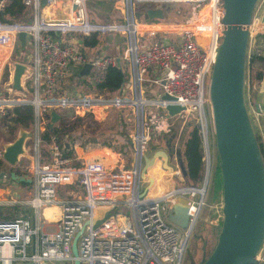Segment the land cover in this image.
Listing matches in <instances>:
<instances>
[{
  "label": "built area",
  "instance_id": "2783aa9c",
  "mask_svg": "<svg viewBox=\"0 0 264 264\" xmlns=\"http://www.w3.org/2000/svg\"><path fill=\"white\" fill-rule=\"evenodd\" d=\"M40 1L20 0L26 8L22 18L0 19V117L15 107L32 109V121L24 129L30 131L24 155L14 165L19 169L16 173L30 179L29 191L26 198H20L10 189L0 201V205L19 207L11 218H0V264L72 263L73 240L79 264H181L204 205L210 166L208 141L213 129L207 85L223 29L221 0H109L119 5L123 20L102 22L90 20L87 9L88 1L100 0H44L43 6ZM5 2L0 0V14ZM62 3L67 6L66 16L44 14ZM159 4H186L188 16L181 21L162 20L172 27L157 28L159 24L152 22L158 19L146 20L145 11L157 9ZM138 6H145L140 22L135 20ZM255 8L247 28V56L252 54L255 35L264 32V15H257ZM161 12L163 19L167 12ZM20 32L24 33L23 50L17 40ZM161 32L168 37L159 36ZM94 33L123 35L121 56L83 53L82 37ZM25 50L26 55H20ZM119 61L130 68L120 93L103 95L73 85L68 89L69 79L84 64L89 68L81 77L95 84ZM11 62L30 69L22 84L28 96L10 94L6 88ZM162 94L170 99H162ZM167 105L183 110L170 116ZM126 108L134 116L129 154L125 148L121 152L111 149L113 158H86L78 151L89 144L82 146L79 137L69 141L64 133L61 144L53 134L43 137L51 110L69 112L73 118L99 119L109 110ZM189 114L200 132L205 183H174L159 195L147 196V188L140 191L139 174L148 143L170 131L171 119L184 123ZM252 116L263 143L264 111L256 104ZM65 142L69 155L63 154ZM0 160L8 164L1 147ZM175 168L172 166L173 176H178ZM176 198L188 203L184 229L167 220ZM44 209H54L57 217L46 219ZM218 218L215 216L216 221ZM255 259L264 264V236Z\"/></svg>",
  "mask_w": 264,
  "mask_h": 264
},
{
  "label": "water",
  "instance_id": "95a60500",
  "mask_svg": "<svg viewBox=\"0 0 264 264\" xmlns=\"http://www.w3.org/2000/svg\"><path fill=\"white\" fill-rule=\"evenodd\" d=\"M258 0H221L223 24L220 43L212 64L208 85L207 100L210 107L214 148L221 176V220L217 228L215 243L199 264H263L255 259L264 236V160L256 140L244 97L248 26ZM44 5V0L40 1ZM72 5V9H75ZM146 20L161 19L160 9H147ZM19 48L24 49V33L17 34ZM9 78L6 88L10 94L28 96L22 86L30 69L16 62L7 65ZM89 64H84L76 73L85 76ZM162 99H170L166 94ZM183 110L178 105H167L170 116ZM58 113L48 112L47 128L56 126ZM30 131L19 130L17 137L1 146L2 158L10 166L20 163L24 155L23 145ZM159 155V156H157ZM156 157L163 159L165 169L170 155L164 150H156L151 157L144 156V169ZM142 170V172H143ZM0 171V180L4 177ZM205 166L202 184L205 183ZM16 184L29 187L30 179L14 171L8 173ZM141 177L152 182L150 177ZM17 189L16 191H18ZM18 196V194L16 193ZM187 205L182 198H176L169 208L167 220L177 228L184 229L187 223ZM74 257L72 264H79L75 240L71 246ZM29 264V263H25ZM48 264V263H42Z\"/></svg>",
  "mask_w": 264,
  "mask_h": 264
},
{
  "label": "rangeland",
  "instance_id": "374dc122",
  "mask_svg": "<svg viewBox=\"0 0 264 264\" xmlns=\"http://www.w3.org/2000/svg\"><path fill=\"white\" fill-rule=\"evenodd\" d=\"M258 3V2H257ZM256 3V4H257ZM187 5L183 4V5H173L171 8H179V12H181L183 10V8H185L187 10ZM145 6H138L136 7V11H135V20L137 21H141L142 20V10ZM157 9L162 10L163 12L166 10L167 14H168V18L169 20H165L163 19H158L156 21H153L152 23L155 24H164V22H162V20L165 21H175L174 19H172L171 15L176 14V11H171L172 9H165L166 5L163 4H159L155 6ZM256 7V5H255ZM254 7V8H255ZM87 9H88V14L89 17L91 19H93V21L97 20V21H122L123 20V15L121 12V9L119 7V5L117 3L111 2V1H88L87 2ZM46 11V10H45ZM49 11H46V13H48ZM188 12V11H187ZM49 16L54 15V11H50ZM166 14V15H167ZM19 19L22 18L21 16L18 17ZM16 18V19H18ZM179 21H181L182 19H178ZM166 25V24H165ZM152 27H156V26H152ZM158 28H162L164 29L163 26H157ZM159 36H167V34L165 33H160ZM108 46V52L110 54H115V55H120L122 54L124 48H125V42L124 40L121 41L119 35H114L112 36V41H108L106 39H103L102 41H100L99 45H97L96 47H94V51H96L97 49H99L98 51H103L104 47ZM106 51V52H107ZM26 50L22 51L20 55H26ZM248 54V53H247ZM247 54H246V67L247 70L250 71V66L248 63V59H247ZM123 69H124V73L126 74L127 77H129L130 75V68L129 66L123 65ZM250 89V84L248 82V86H247V82L245 80V85H244V97H245V104L247 107V111L249 114L250 119L253 118L252 116V111H253V104H252V94L253 92L249 91ZM83 90L85 91H90V92H97L100 94H107L104 91H92L90 89H86L84 88ZM107 95H116L115 93H109ZM208 110L210 112V107L208 104ZM121 113V114H120ZM119 115L124 116V115H132L127 117L130 120L126 121L128 124L125 125L124 127L121 126L122 123L120 124L119 122H117V119L119 117ZM59 116L61 117V123H59V126L61 125H65L66 127V131L64 132L67 135V139L73 140L75 137H79L82 141H83V145L85 144H89L86 148L83 149V151L86 152V150L88 151L90 148L95 149L96 147H102L100 145V142L102 141V139L104 137H106L107 135L112 136L113 138L115 137H119L120 134H118L120 131V133H124V134H129L130 138L131 135L134 132V116L133 114H131V112L129 111L128 108L124 109V110H109L107 111V113L105 115H103V117L99 118V119H93L91 117H83V118H73L71 113L69 112H61V114H59ZM189 119H193V115L189 114L187 115V118L184 121H188ZM182 121L178 126L177 129V133L175 134V136L173 138H171V140L169 141V151L170 153H172L174 155V158L176 156V153H178L179 151V140L181 139L182 135H183V128H182ZM182 128V129H181ZM24 130L25 128H14L12 135L9 134L10 129L8 128V126L6 127L5 125H3V122H0V147L3 146L4 144H7L9 142H11L13 139H15V137H17L18 135V131L19 130ZM9 131V132H8ZM86 138L89 139H96L97 141L94 142H87ZM119 141H126V138H121L118 139ZM152 142L149 144V146L147 147V155L148 157H150L152 155V148L154 146V148L156 147L155 143L157 142V137L155 139V141L152 139ZM209 145H210V166H209V170H208V176H207V183H206V189H205V195H204V205L201 209V213L199 216L198 221L196 222V224L194 225V228L192 230L191 235L189 236V239L187 241V245H186V249L184 251V255H183V259H182V263L181 264H199L201 262V254H200V247H201V243L205 242L206 243V250H205V255H207L210 250L212 249L214 243H215V238L217 235V228L220 224V220L218 218V215L220 213L219 208L221 207V176H220V172H219V168H218V160H217V156H216V152H215V148H214V138H213V134L210 135L209 137ZM96 145V146H95ZM167 152V151H166ZM168 153V152H167ZM159 156V155H157ZM126 157L127 154H126ZM147 157V156H146ZM162 158L160 157H156L155 158V162L153 165L148 166L146 169L143 170L142 172V167L140 169V174H139V186H140V191H143L145 188H147L146 191V195L147 196H156L161 194L163 191H165L167 189V185L164 181H170L173 182L171 184V186L174 185V183H178V184H182V180H183V176L181 175V170H180V165L178 164L177 160L174 163H169L167 162L166 165L170 167V170L167 171V169H165V164L163 167H160V163L162 162ZM157 164V165H156ZM172 166H175L178 171H179V175L178 176H173V170H172ZM2 171L5 173L4 177L2 180H0V201H2L6 194L9 192L10 189L12 190H17L18 191L15 192V194L19 193L20 198H26L28 195V191L27 188H25L24 185L21 184H16L14 182H12L9 177H8V173L10 171H17L19 172V169L17 170L14 166H10L8 164H2ZM155 170V171H154ZM141 173H143L144 176L146 177H152V184L149 185V182L147 179L142 178L141 177ZM18 195V196H19ZM17 211H19V207L18 206H6V205H0V217H2V215H16ZM120 211V210H119ZM215 216L218 218L217 221L215 219ZM204 255V256H205ZM53 264H72L71 262L67 261V262H63V261H53ZM84 264V263H81Z\"/></svg>",
  "mask_w": 264,
  "mask_h": 264
},
{
  "label": "trees",
  "instance_id": "16d2710c",
  "mask_svg": "<svg viewBox=\"0 0 264 264\" xmlns=\"http://www.w3.org/2000/svg\"><path fill=\"white\" fill-rule=\"evenodd\" d=\"M104 1V0H100ZM109 1V0H107ZM112 2V1H111ZM173 6V5H172ZM166 7V9H172L171 11H179V8H171ZM26 13V8L23 6V4L20 2V0H6L3 11L0 14V19L5 20V19H15L18 18L19 16L22 17L23 14ZM176 14L171 15L172 19L175 21H179L178 19H186L188 16V12L185 8L181 12H175ZM90 18V17H89ZM168 18V14H164V19ZM90 20L93 21V19L90 18ZM106 35H117V34H106ZM104 35H99V34H91L90 36H83L81 39L82 43V52L85 53L86 50L91 49L99 45L100 41L103 40ZM122 41V40H121ZM264 53V32L262 33H257L255 35V41L253 45V50L252 54L248 55V63L250 66V71L247 70L246 67V73H245V80L246 82H250L252 79L253 80H258L259 77L261 76L260 71L253 70V63L259 60L264 61L263 57ZM86 54V53H85ZM104 55H110L108 53H101ZM87 55V54H86ZM89 56V55H88ZM115 56V55H113ZM116 57H120V55H117ZM127 80V76L124 73V69L120 64V61L115 65L109 66L106 70V74L104 79L100 83H95V84H90L85 78L83 77H77L74 75L73 78H70L68 83V89L72 88L73 86H78L82 87V89H90L93 91H104L105 93H120V90L124 87V84ZM80 89V88H79ZM121 111L124 109H120ZM130 111V110H129ZM61 112L64 111H58V115L61 114ZM131 112V111H130ZM121 114V113H120ZM48 118V116H47ZM130 119L127 118V115L121 116L119 115L117 122L120 124L122 123L121 126H125L128 123L126 121H129ZM32 121V109L30 106H22V107H15L11 109L7 114L3 115L0 117V122H3V125L10 129L9 134L12 135L13 129L14 128H29L30 123ZM61 123V117H58L56 126L52 128L50 131L47 128V124L45 126V129L43 131V137L47 138L48 135L53 134L57 137V140L61 144V136L64 134L66 131L65 125H60ZM180 123V120L173 118L171 119L170 122V131L166 134H160L157 136V142L155 143L156 147L155 148H161L164 149L168 152L170 155L169 162L174 163L176 160L178 164L180 165V170H181V175L183 176L182 184H191L193 186H200L203 176H204V171H205V162H204V152L202 148V143H201V137H200V132L198 125L196 121L193 119H189L188 121L186 120L182 124V128L184 131L181 139L179 140V151L176 153V156L174 158V155L170 153L169 151V141L171 138L175 136L177 133V129ZM181 128V129H182ZM257 143L259 145L263 160H264V147L263 143L257 133V130L255 127H253ZM121 132V131H120ZM118 133L120 134L119 137L113 138L112 136L107 135L102 139L100 142V145L102 147L110 148L114 151L121 152L123 148H125L126 153L131 152V142H130V135L129 134H124V133ZM121 138H126L127 140L124 141H119L118 139ZM87 142H94L97 141L96 139H89L86 138ZM150 141L148 143H151ZM67 144L62 143L63 146V154L64 155H69L71 150ZM147 146V147H148ZM154 148V146H153ZM217 156V155H216ZM218 160V159H217ZM2 164L3 162L0 160V171H2ZM218 164V162H217ZM16 172V171H15ZM24 185V184H21ZM12 215H2L0 218H11ZM206 250V246H205ZM205 250L202 253L201 259L203 260L205 255ZM205 255V256H204ZM201 260V261H202ZM246 264H251V263H246Z\"/></svg>",
  "mask_w": 264,
  "mask_h": 264
},
{
  "label": "crops",
  "instance_id": "0c3cea01",
  "mask_svg": "<svg viewBox=\"0 0 264 264\" xmlns=\"http://www.w3.org/2000/svg\"><path fill=\"white\" fill-rule=\"evenodd\" d=\"M257 2L258 3L256 4L255 13L257 15H259L260 17H262L264 15V0H258ZM46 11H49L50 12V10H46ZM46 11H44V14L45 15H49L48 14L49 12L46 13ZM53 11H54L55 14L52 15V16H54V17H64V16H66V13H67L66 3H62V4L58 5L56 7V9L53 10ZM119 37H120V39L122 41L124 40L123 35H119ZM103 39H106L108 41H110V40L112 41V35H104L103 36ZM108 48H109L108 46H105L104 49H103V51H98L99 49H97L96 51H94L93 50L94 48H91V49L86 50L85 53L87 55H89V56H96V55H99L101 53H105V54L108 53V54H110L107 51ZM110 55H115V54H110ZM115 56H117V55H115ZM263 57H264V53H263ZM126 66H129V65L126 64ZM252 66H253V70L260 71V73H261V76L259 77L258 80H253L252 79L249 82V84H250L249 91L253 92V94L251 96L252 97V104H253L254 107L257 104L264 111V61H262V60L256 61V62L253 63ZM247 86H248V83H247ZM129 116L132 117V115H127V117H129ZM261 119L264 122V117H262ZM263 138H264V130H263ZM263 147H264V142H263ZM158 149H161V148H152V151H153L152 152V155ZM161 150H164V149H161ZM164 151L166 152V150H164ZM78 152H79V154H81L83 157H86V158L87 157L103 158L104 156L107 157V158H113L114 157L113 151L110 148H106V147H101V148L100 147H96L95 149H93V148L91 149L90 148L88 151L86 150V152L85 151H81V152L78 151ZM146 152H147V150H145L144 156L145 157L146 156L148 157V155H147ZM144 156H143V167H142V170L144 168ZM154 162H155V159L152 162V164H150V166L153 165ZM159 165H160V167H163L164 166L163 165V160H162V162ZM150 178L152 179V177H150ZM148 182H149V185L152 184V182H150V181H148ZM164 182L166 183L167 188H168V187L171 186V184L173 182V179H172V182H170V181L169 182L168 181H164ZM43 216L46 219L52 220V219H55L57 217V214H56V211L54 209H44Z\"/></svg>",
  "mask_w": 264,
  "mask_h": 264
},
{
  "label": "flooded vegetation",
  "instance_id": "af4514ba",
  "mask_svg": "<svg viewBox=\"0 0 264 264\" xmlns=\"http://www.w3.org/2000/svg\"><path fill=\"white\" fill-rule=\"evenodd\" d=\"M205 246H206V243H205V242H202V243H201V247H200V254H201V257H202V253H203V251L205 250Z\"/></svg>",
  "mask_w": 264,
  "mask_h": 264
},
{
  "label": "bare ground",
  "instance_id": "6f19581e",
  "mask_svg": "<svg viewBox=\"0 0 264 264\" xmlns=\"http://www.w3.org/2000/svg\"><path fill=\"white\" fill-rule=\"evenodd\" d=\"M155 26H157V25H155ZM158 26H163L164 27V29H170L172 26L171 25H169V24H160V25H158ZM158 28V27H157ZM160 29H162V28H160Z\"/></svg>",
  "mask_w": 264,
  "mask_h": 264
}]
</instances>
